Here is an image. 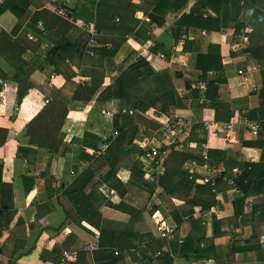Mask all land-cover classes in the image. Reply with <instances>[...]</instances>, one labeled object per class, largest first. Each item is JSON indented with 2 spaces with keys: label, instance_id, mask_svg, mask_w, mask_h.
I'll list each match as a JSON object with an SVG mask.
<instances>
[{
  "label": "crops",
  "instance_id": "0c3cea01",
  "mask_svg": "<svg viewBox=\"0 0 264 264\" xmlns=\"http://www.w3.org/2000/svg\"><path fill=\"white\" fill-rule=\"evenodd\" d=\"M158 1L0 0V264H56L65 249L78 252L71 264H264V185H252L243 197L228 183L241 176L245 162L264 157V104L258 107L251 95L264 91V0H221L213 10L200 0H160L162 6H155ZM188 15L218 17L219 29L180 26ZM86 25L96 33L92 56ZM19 28L23 36L15 35ZM54 47L65 49L64 59L46 61ZM207 53L220 59L227 95L200 107L192 89L203 98L205 89L197 85L205 83L195 59ZM142 55L150 74H137L125 99H112L117 78ZM174 70L181 82L192 83L188 91H175L185 112L174 117H185L190 126L174 138L148 136L164 154L149 165L146 178L140 159L146 147L137 128L153 132L169 118L136 102L165 105L163 96L174 92ZM215 76L207 73L206 80ZM79 85L93 87V96L68 105L48 148L36 140L40 116L68 86ZM117 103L123 108L113 107L126 115L116 124L99 115ZM238 116L260 123L258 135ZM226 124L232 129L223 130ZM115 130L118 139L92 153ZM203 147L221 156L211 154L208 170L189 171V155ZM98 155L103 164L94 168ZM208 174L217 178L216 194L199 183ZM255 178L247 175L244 182ZM149 204L174 228L172 241L158 236ZM68 213L79 217L73 233ZM90 245L98 250L84 252Z\"/></svg>",
  "mask_w": 264,
  "mask_h": 264
},
{
  "label": "trees",
  "instance_id": "16d2710c",
  "mask_svg": "<svg viewBox=\"0 0 264 264\" xmlns=\"http://www.w3.org/2000/svg\"><path fill=\"white\" fill-rule=\"evenodd\" d=\"M162 2V0H161ZM160 2V0L157 2V4L155 6H162V3ZM165 2V0H164ZM221 2V0H200V4H204L206 7H208L209 9L215 8V4ZM8 5L10 6V3L8 2ZM13 5V4H12ZM2 9V8H1ZM47 14H50V12H46ZM53 13V12H51ZM64 16H66V13L63 11ZM49 23H52V21H50ZM64 23V21H63ZM180 26L184 25L187 27H192L195 29H199L202 31H217L219 29V19L217 18H213L211 16H206L205 18H202L200 15H188L187 17L182 18V20L179 23ZM86 45L82 47L81 51L79 52V54L82 53V51H84ZM69 48V46H68ZM72 48V46H71ZM88 49V47H87ZM157 47H155L154 51H156ZM65 49L63 47L58 48V47H54L51 48L47 54H45V59L46 61L52 62L53 58H57L58 60H63L64 58L62 57L64 54ZM88 52V50H87ZM257 50H254V55H256ZM262 55H264V50L261 52ZM195 70L197 72L200 73V78L203 80V82L205 83V91L203 92V98L200 96V94L197 92V90H193L191 85L192 83H188V82H181L180 78L178 77L179 71L178 70H174V81L172 82V85L174 87V92L169 93L167 95H164L163 97L166 98L167 102L165 105H163L162 103L158 102V101H151V102H142V101H137L136 104L138 106H142L144 107V109H149L150 107H152L156 112H159L160 114H162L163 116L172 119L174 118V115L176 112L181 111V112H185V107L182 104V99L180 98V96L178 95L176 89L178 88H183L185 90H190L192 89L193 91V99H198L199 102V106L203 107L205 105V103L207 101H211V102H215V101H220V99L223 96L227 95V91H226V87H227V83H226V79L224 78L223 74H222V64L220 62L219 57H216L214 54L212 53H207L205 55H198L195 59ZM150 74V67L147 64V62L145 60L142 59H138L136 60L135 63H133L132 65H130L126 70H124L121 75L117 78V80L115 81V84L117 86L116 91L113 93V95L111 96L112 99H125V96L127 95L128 90L131 88V86L133 84L136 83L137 78L136 75L137 74ZM207 73H215L216 76L213 80H206V75ZM263 88L260 89H256V92L253 91L252 92V96L253 95H257V104L258 107H263L264 104V94L262 91ZM94 93V89L93 87H87L85 85H79V86H69L68 89H66V94L64 93L62 96L64 97L61 100H58L57 102H54V104L52 105V107H50L48 110H46V112H44L40 117L43 118V125H45V127L43 126V128L47 129L48 124L55 123L58 122V127L60 128V126L63 124L65 117L68 113V110L70 109L69 105L70 103H74V102H81V103H86L88 102L91 97L93 96ZM62 98V97H61ZM145 100V99H144ZM126 101L132 102L133 99H128ZM149 103L151 104V106H149ZM69 105V106H68ZM176 111V112H175ZM252 115H250L249 118H251ZM121 118L120 117H116L113 119V121H115V124L117 123V121H119ZM60 125V126H59ZM57 127V135H58V130L59 128ZM137 131V130H135ZM40 132V131H39ZM118 136L116 138H114L113 141L117 140L118 137L120 136V131H118ZM56 139V138H55ZM108 140H111V136L109 135L105 141L108 142ZM2 143V141H0V144ZM34 143V142H33ZM37 144V142L35 143ZM131 144V143H130ZM39 145V142H38ZM48 148H52L51 145H46ZM22 150V148L20 149V151ZM202 152H198L195 153L193 156L189 155V158L191 159H195L198 158L200 156ZM211 154H213L214 156L220 157L221 153L219 152H213V153H209L207 152V156L208 159H211ZM263 163H264V157H260L259 161L256 160L255 163H249V162H245L244 163V172L241 174V176L235 180L234 185H236V187L239 189L240 192H242V196H246L253 187H261L264 185L263 182V176H264V167H263ZM138 173V172H137ZM140 174V173H138ZM250 174H256V178L254 180L253 183H251L248 180V183L244 182L245 179L247 178V175ZM140 180L141 178H137L135 180ZM142 181V180H141ZM88 182V178L86 179V182ZM82 184L81 188L84 187ZM82 189H80L81 191ZM77 213V212H76ZM75 216H71L69 213L66 214V222L68 221V225L69 227H71V231L73 233L74 231V227H76L78 229L79 227V217H78V213ZM80 229V228H79ZM72 233L70 234V237L68 238V240L66 241V244L64 246H68L69 244L73 243L72 240ZM87 240V237L86 239ZM65 248V247H64ZM67 250V249H65ZM81 255V253H80Z\"/></svg>",
  "mask_w": 264,
  "mask_h": 264
},
{
  "label": "built area",
  "instance_id": "2783aa9c",
  "mask_svg": "<svg viewBox=\"0 0 264 264\" xmlns=\"http://www.w3.org/2000/svg\"><path fill=\"white\" fill-rule=\"evenodd\" d=\"M58 13L62 16L64 15L63 11H61V10ZM83 28H84V31L90 35V39L88 41V52H87V54L89 56H92L94 54V49L97 46L96 41H95L96 33H95V30L93 29V27H90L89 25H86ZM156 56H159V54L157 53ZM141 57L147 58V55H142ZM237 73L240 76H244L242 71H238ZM197 89L198 90H204L205 85L202 83H198ZM48 103H49V99H46L44 101V104H48ZM98 113L100 116L107 118V119H114L116 117L122 118L126 115V111L121 110L117 107H112L109 109L101 108L98 110ZM237 122H240L243 125V127L245 129H247L253 136H257L258 132L261 129L260 123L250 122L249 120H247L244 117L240 118L238 116ZM189 126H190V123L185 117L175 116L172 119H167L164 123H162L160 125V127L157 130H155L153 132H151L150 130H146L144 128H140V127L137 128L138 133L142 138V142L144 145L143 147H146V149L144 150L145 151L144 155L141 156V158H140L141 164L143 165L144 170L147 171V173L145 172L146 178H148V173L150 171L149 165L156 158H158L161 154H164V152H160V149L158 146L150 143V139L148 136H154V137L155 136H159V137L161 136V137H167V138H174L175 136L181 135L186 130H188ZM232 126H233L232 124H226V125L222 126V129L223 130H231ZM210 127H211V124H209L208 121L203 122V129L205 131H209ZM118 133H119L118 130L112 131L110 133L111 140L116 138L118 136ZM107 147H108V142H106L104 140V141H102V143L99 144L98 148L95 151H92V153H94L95 155L100 154L102 152H105ZM208 160L209 159L207 156V149H206V147H203L201 155L198 158L188 160L186 162V166L189 168L188 170L192 171V172L196 171L197 169H201V168H205L206 170H208V166H209ZM71 175H73V173H71ZM199 183L202 184L203 186L207 187L212 194H216L218 181H217V178L215 176L208 174L205 177H202L199 180ZM228 183L230 186H234V182L232 180H230ZM108 195L115 197L114 191H109ZM147 211L151 214V218L155 222V226H156L158 236L164 240L172 241L174 239V228L171 227L170 225H168L160 217L158 212L154 210L153 204L148 205ZM97 250H98V247L94 246V245L85 246L83 248V251L87 252V253L88 252L93 253ZM115 255H117V253H115ZM77 256H78L77 251L64 250V251H62L61 256H60V258L56 264H71L72 262L75 261V259H77Z\"/></svg>",
  "mask_w": 264,
  "mask_h": 264
},
{
  "label": "rangeland",
  "instance_id": "374dc122",
  "mask_svg": "<svg viewBox=\"0 0 264 264\" xmlns=\"http://www.w3.org/2000/svg\"><path fill=\"white\" fill-rule=\"evenodd\" d=\"M21 29L19 28L18 29V31L16 32V34L15 35H20V36H23L22 34V32H24V31H22V32H19ZM99 74H100V72H96V77H99ZM68 88H69V86H68ZM67 88V89H68ZM66 92V91H65ZM64 97L62 96V98L61 97H59V99L58 100H61V99H63ZM113 106H117V107H120V108H123L122 106V104H120V103H117V105L116 104H114V105H112V104H106V106H105V108L106 109H109V108H112ZM44 127H45V125H43ZM57 127H58V122H55V123H53V125H52V123H50V124H48V126H47V129H45V128H43L42 130H40V132H38L37 133V139L36 140H42V142H43V144L44 145H50V143L58 136L57 135ZM96 147V146H95ZM44 150V149H43ZM98 158H100V156L98 155L97 156V163H96V165H95V167L94 168H96V167H98L99 168V166L101 165V164H103V161H102V158L101 159H98ZM129 166V165H128ZM130 167H132L135 171H139L138 173H140V170H139V168L137 167V166H134V165H130ZM105 194L107 195V193L105 192ZM109 196V195H108ZM129 196H133V194L132 193H130L129 194ZM140 199L141 198H143L142 197V195L140 194V195H137ZM143 200V199H142ZM142 200H141V202H142ZM96 202L97 201H99V199L97 200V198H96V200H95ZM98 203V202H97ZM99 205V204H98ZM142 205L143 204H139V205H137V206H140V207H142ZM123 212V211H122ZM130 215V214H129ZM128 214H127V216L128 217H130Z\"/></svg>",
  "mask_w": 264,
  "mask_h": 264
}]
</instances>
